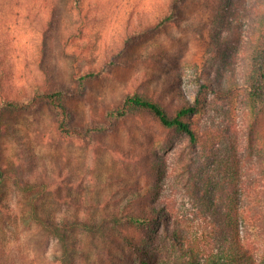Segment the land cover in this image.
I'll list each match as a JSON object with an SVG mask.
<instances>
[{"label": "rangeland", "instance_id": "rangeland-1", "mask_svg": "<svg viewBox=\"0 0 264 264\" xmlns=\"http://www.w3.org/2000/svg\"><path fill=\"white\" fill-rule=\"evenodd\" d=\"M231 1L0 0L1 97L29 95L36 86L62 90L69 126H106L80 139L54 129L56 113L48 103L32 111L4 112L0 264H43L60 255L58 242L37 231L30 219L32 197L16 187L17 174L32 182L46 177L52 193L43 208L49 216L82 211L81 205L57 201L55 193L99 216L132 192L164 186L165 170L168 182L180 183L174 167L181 159L195 164L198 157H225L236 142L242 147L238 157L244 144L256 155L254 148L264 140V108L250 107L245 83L251 69L248 53L264 19L245 14L240 4L231 9ZM208 76L216 87L232 77L239 89L218 98L201 86ZM133 93L158 101L170 114L184 100L198 97L199 111L192 117L202 133L198 149L144 111L109 123L106 113ZM157 193L139 201V207L157 199ZM126 234L144 242L151 231L129 228ZM87 244L90 254L77 261L97 263L96 254L105 246L98 242L96 250ZM126 253L134 260L125 258L127 264H139L132 250Z\"/></svg>", "mask_w": 264, "mask_h": 264}, {"label": "trees", "instance_id": "trees-1", "mask_svg": "<svg viewBox=\"0 0 264 264\" xmlns=\"http://www.w3.org/2000/svg\"><path fill=\"white\" fill-rule=\"evenodd\" d=\"M234 5L242 6L243 12L251 17L261 14L264 19V0H232L230 8ZM258 33L248 53L251 69L245 84L250 107L258 104L262 109L264 29ZM210 78L208 76L201 86L218 98H228L239 89L238 81L232 77L217 87ZM63 95L62 90L47 91L40 86L31 89L29 95H16L8 100L0 95V129L5 111H32L44 102L56 113L54 129L64 136L82 139L105 131L106 126H90L85 130L69 126ZM199 104L198 97L194 101L184 100L170 114L158 101L133 93L120 107L109 110L106 119L112 123L135 110L147 112L163 128L186 135L196 151L197 145H201L202 133L193 126L192 117L198 113ZM234 144L229 147L233 153L225 157H198L195 164L191 159H181L174 167L178 170L180 183L168 182L165 170L161 173L164 184L166 182L164 186L132 192L124 202L123 195L121 205L99 216L91 215L89 208L84 209L81 203H74L71 197H61L58 193H55L57 201L81 205L82 211L70 216H49L43 208V200L52 193L46 177L32 182L17 174L16 187L32 197L27 211L37 231L58 242L60 255L50 259L49 263L42 260L43 264H90V259L89 262L77 261L78 257L90 254L87 242L96 250L100 248L98 242L105 246L100 255L96 254L97 263L91 264H127L126 259L133 262L126 253L128 249L138 257L139 264H264V140L254 148L256 155H252V150L244 144L243 155L238 157L237 152L242 147L238 142ZM22 170L21 164V174ZM2 172L0 210H3L2 196L6 187ZM154 191L158 192L157 199L152 198L149 205L139 207V201L153 196ZM141 227L151 231L144 242L126 234L129 228ZM109 247L118 250L119 255L110 252Z\"/></svg>", "mask_w": 264, "mask_h": 264}]
</instances>
